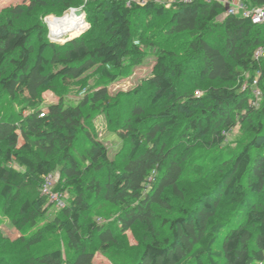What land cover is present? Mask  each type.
Wrapping results in <instances>:
<instances>
[{
    "label": "trees",
    "instance_id": "trees-1",
    "mask_svg": "<svg viewBox=\"0 0 264 264\" xmlns=\"http://www.w3.org/2000/svg\"><path fill=\"white\" fill-rule=\"evenodd\" d=\"M243 2L264 8V0ZM81 3L29 0L1 14L0 112L5 102L10 111L0 117V210L12 226L30 215L27 233L0 245V264H94L95 250L107 253L136 227L145 243L131 264H264V57L254 58L264 24L205 0H176L169 9L155 0H87L89 30L50 42L42 18ZM134 41L162 47L133 92L117 101L99 87L73 105L60 95L42 108L44 91L69 89L92 71L115 81L126 61L140 58ZM256 74L258 106L251 88L237 89ZM101 112L121 143L113 159L90 129ZM237 124L250 140L214 187L185 201L196 147H219ZM54 174L52 191L69 197L41 223L51 206L40 187Z\"/></svg>",
    "mask_w": 264,
    "mask_h": 264
},
{
    "label": "rangeland",
    "instance_id": "rangeland-1",
    "mask_svg": "<svg viewBox=\"0 0 264 264\" xmlns=\"http://www.w3.org/2000/svg\"><path fill=\"white\" fill-rule=\"evenodd\" d=\"M137 2L141 3L142 1L146 0H136ZM87 0H82V3L78 6L77 10H82L83 15L81 16L83 25L79 32L69 33L58 38L51 37L49 31V21L52 18H60L66 15L70 10L65 11L62 16H55L49 14L42 18L43 24L47 28L48 32V40L55 45H64L67 42L78 38L80 35L85 33L89 30L90 25L86 21L84 8L86 5ZM29 0H0V18L1 14L5 11H9L12 8L19 6L21 8H26ZM159 5V4H158ZM165 9H169L170 5L164 6ZM159 31L157 29H152L148 32V35L154 38ZM136 42V41H134ZM157 42V41H155ZM135 45V43H134ZM165 46V44H162ZM136 47L140 48V58L136 59L135 62L126 61L124 63V68L122 75L119 76L115 81H110L108 79H102L99 74L95 73L94 71L90 72L86 75L83 82L79 83L76 86L70 87L69 89H60L56 91L46 90L42 93V108L45 110L49 104L56 103L60 95H63L62 99L65 101L66 105H73L79 99L83 98L86 93L91 91L95 88H105L108 95L113 99H117L120 101V98L123 99L122 95L127 93L133 92L136 88L143 84L144 79H146L151 71L153 63L156 59V52L159 46L155 43V47L145 43H139L135 45ZM167 47V46H166ZM170 47V46H168ZM157 48V49H156ZM172 48V46H171ZM174 49V48H173ZM178 49V48H175ZM248 75L240 81L241 83L246 82ZM237 84L239 86L241 85ZM193 94L196 97H201L203 91L201 90H193ZM146 102V99H143ZM261 98H259L258 103L261 102ZM253 99L250 101L252 103ZM206 103V102H205ZM6 108L4 113L0 112V117H2L5 113L10 111L9 103L5 102ZM112 116V114L110 113ZM114 118V117H113ZM91 131H93L97 138L100 140L103 145H105L108 149V155L110 159L116 157V154L119 152L121 148V143L119 138L112 132H109L107 128L106 117L104 113H95L92 116V123H91ZM250 140V136L246 133L245 129L237 124L236 127L231 130L225 138V141L222 145L217 148H207L198 146L196 147L193 155L191 156V162L188 165L187 175L183 181L184 187L187 190V196L185 201L189 202L192 198H195L198 194L207 191L215 186L216 181L218 179V171L222 168L225 164H230L233 157L239 153L242 147ZM54 183L56 182L57 174L53 175ZM38 185V184H37ZM39 187V185H38ZM61 196V200L63 202V206L67 202V198L69 195L58 193ZM48 200V199H47ZM48 205L51 207L49 208L48 214L45 219L41 222L50 221L57 213V210L61 209L56 207L54 204L49 202ZM175 207H184L186 202L183 203H175ZM176 209V208H175ZM175 209L173 212H176ZM113 210L109 207L104 211ZM162 215L166 216L163 212ZM30 215V214H29ZM29 215L23 218L16 226H12L9 222L7 216L2 214V210H0V245L4 244L6 241H15L17 240L22 233L26 232L22 226L26 223L29 219ZM94 216V215H93ZM169 216V215H167ZM172 216V214L170 215ZM94 221L97 224H105L108 223V219L102 216H94ZM166 235L165 231L160 232V238ZM145 243L143 238L142 230L140 227H136L132 230L127 231L123 237L118 239V245L111 247V249L107 253H102L98 250H95L93 262L94 264H131L138 254L141 252L142 245ZM215 251H218L215 249ZM190 259V258H189ZM188 261V260H187ZM183 264H187L184 262Z\"/></svg>",
    "mask_w": 264,
    "mask_h": 264
},
{
    "label": "built area",
    "instance_id": "built-area-1",
    "mask_svg": "<svg viewBox=\"0 0 264 264\" xmlns=\"http://www.w3.org/2000/svg\"><path fill=\"white\" fill-rule=\"evenodd\" d=\"M176 0H155V2L159 5L166 6L172 5L175 3ZM207 2H216L220 3L225 6V14L227 16H236L245 19H249L253 25H263L264 24V8L255 7V8H248L244 4L243 0H205ZM127 6L131 5L132 3H136L139 5H144L145 2L142 1L141 3L137 2L136 0H124ZM51 36V34H50ZM52 37V36H51ZM135 45H138V41L134 42ZM264 57V46L259 47L255 53L254 58L256 60L261 59ZM257 78L258 74L252 79L250 83L244 82L240 85V91H244L247 88H251L253 101L252 105L258 106V100L261 98V92L257 87ZM54 185V178L52 175L45 177L42 180V184L40 187V193L42 196L47 197L49 202L54 204L56 207L61 208L63 206V202L61 200V196L57 192H53L52 188Z\"/></svg>",
    "mask_w": 264,
    "mask_h": 264
},
{
    "label": "bare ground",
    "instance_id": "bare-ground-1",
    "mask_svg": "<svg viewBox=\"0 0 264 264\" xmlns=\"http://www.w3.org/2000/svg\"><path fill=\"white\" fill-rule=\"evenodd\" d=\"M77 9L70 10L60 18H52L49 23V31L52 37H60L69 33L79 32L83 21L81 16H77Z\"/></svg>",
    "mask_w": 264,
    "mask_h": 264
},
{
    "label": "water",
    "instance_id": "water-1",
    "mask_svg": "<svg viewBox=\"0 0 264 264\" xmlns=\"http://www.w3.org/2000/svg\"><path fill=\"white\" fill-rule=\"evenodd\" d=\"M77 16H82L83 13H82V10H78L77 13H76Z\"/></svg>",
    "mask_w": 264,
    "mask_h": 264
}]
</instances>
